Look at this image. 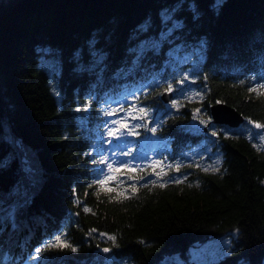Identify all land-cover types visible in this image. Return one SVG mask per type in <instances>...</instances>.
<instances>
[{
	"label": "trees",
	"instance_id": "trees-1",
	"mask_svg": "<svg viewBox=\"0 0 264 264\" xmlns=\"http://www.w3.org/2000/svg\"><path fill=\"white\" fill-rule=\"evenodd\" d=\"M262 78L264 0H0V264H173L229 233L218 264H264V151L209 114L219 101L264 124V96L249 91ZM133 105L151 110L180 171L155 183L148 169L125 172L109 193L93 183L104 112ZM212 131L219 171L185 163ZM57 235L78 251L45 248Z\"/></svg>",
	"mask_w": 264,
	"mask_h": 264
},
{
	"label": "rangeland",
	"instance_id": "rangeland-1",
	"mask_svg": "<svg viewBox=\"0 0 264 264\" xmlns=\"http://www.w3.org/2000/svg\"><path fill=\"white\" fill-rule=\"evenodd\" d=\"M125 115H127V111H122L119 115L110 117L106 130L109 126L116 127V125L111 124L113 119L119 120ZM138 122L139 121H128L130 125ZM147 127L152 128V126L149 125H147ZM141 129L142 132L140 131ZM234 130L242 132L253 144H264V141L259 139V135L264 134L263 129H256L252 124L243 123ZM250 133L255 137L254 139L249 138ZM214 138L215 136H212L210 133L205 141L194 147L190 154L187 155V161L185 163L193 162L195 165L199 164L202 169L208 168V171H213V168L219 169L222 164V156L216 147ZM129 149L131 150V155L124 156L121 154ZM164 149L165 147L154 137L151 131H146L144 127H140L134 130V135H125L120 140H112L107 135L104 155L110 156L117 162H128L133 166H139L140 169H148L151 173L153 169L150 165L153 161H160L164 166V171L168 173L170 169L167 168V165L170 164V162L165 158V154L163 153ZM24 160L26 162L29 160L31 164V154H27ZM139 168H134V170ZM156 171L160 172L161 169L157 167ZM123 177L125 178V173H123ZM167 177V175L157 177L151 174L148 179L159 181L164 178L167 179ZM170 177H175V175L172 173ZM236 237L237 233H229L226 236L205 239L203 242L190 247L183 256L173 255L168 260L173 264H218L230 254L233 241ZM109 263L116 264L111 263L110 260ZM117 264H124V261H119Z\"/></svg>",
	"mask_w": 264,
	"mask_h": 264
},
{
	"label": "snow or ice",
	"instance_id": "snow-or-ice-1",
	"mask_svg": "<svg viewBox=\"0 0 264 264\" xmlns=\"http://www.w3.org/2000/svg\"><path fill=\"white\" fill-rule=\"evenodd\" d=\"M165 19H167V17ZM253 79H255V77H253ZM262 79H264V78H262ZM184 81H188L187 75H185L181 81H178V83L182 84ZM195 82H196L195 80L190 81V83H195ZM173 91H174L173 85L171 83H168L167 88L165 90V93L170 95ZM249 91L251 93H256L258 97L264 96V82H258L254 87H251L249 89ZM179 92L181 95H184L185 89L180 88ZM165 93H162V94H165ZM195 95H197V93L193 92L191 96L187 97V99L191 100L193 98V96H195ZM115 103L119 105V110L125 109V104L123 101L118 100V101H115ZM217 103H219V101ZM91 106H92L91 101H89V103L84 105L83 107H78L76 109V111L77 112H81V111L87 112L91 108ZM171 106L173 108H176L177 110H179V106H180L179 99H172L171 100ZM133 108L135 109L134 111L132 109H128L127 115H125L121 119H119V120L113 119L111 121V124L116 125V127H111V126L108 127V129H107L108 137H110L112 140H120L125 135H128V136L134 135V130L136 128H140V127H144L146 131H151L153 133V135L156 134L157 127L159 125H157V127H152V128L147 127L149 122H155L154 118H152L150 116L151 110L147 107L137 106V105H133ZM119 110H116V109L108 110V111L104 112V115L106 117L117 116V115H119ZM199 111H200L199 109H195L193 111V113H192V119L193 120L198 119ZM137 113H139V115H137ZM129 120L139 121V122L136 124L130 125L128 123ZM199 122H200V124L204 125L205 127L208 126L205 123V121H203V120H200ZM105 123H107V121ZM248 123L252 124L253 127L256 129H264V124L254 122L252 120H249ZM211 135L216 136L217 132L212 131ZM249 138L254 139L255 137L250 133ZM259 139L261 141H264V134H260ZM98 143L100 144V146L97 149H95V151H96V155L99 156V160L97 161L94 159V162L100 164L102 167H100L99 169L96 170L97 175H96V178H95L93 183H94V185H98L100 187V189L103 191H107L109 193L116 192L118 190L119 185L126 183V181L123 178V173L131 172L134 170V168H139V166H133L132 164H130L128 162H117L116 160L112 159L110 156L104 155L103 154L104 153L103 141L101 140ZM254 147H258L260 150H264V144H260V145L254 144ZM121 154L124 156H129V155H131V150L129 149L128 151L122 152ZM191 166L192 165H189V167H191ZM150 167L153 169L151 174L154 176L159 177L161 175H167V172L164 171V166L161 164L160 161H153V163L150 165ZM157 167H159L161 169L160 172L156 171ZM173 167H175L176 171L179 172L181 165L179 163H176L175 165H173V164L167 165V168H169V169H171ZM196 167H200V165L197 164ZM140 170H143V169L141 168ZM202 170L208 171L209 169L204 168ZM212 170L213 171H219L218 168H213ZM128 179L131 180L132 177L129 176ZM144 179L145 178L143 176L139 177V180H144ZM169 180L171 182L177 183V184L182 183V180H180L179 178H175V177H169ZM138 182L139 181H134L130 185H127V187H131V189L133 191H135ZM147 183L148 182L146 181L143 186L147 187ZM152 183H155V181H152ZM167 183H168V181L161 182L160 187H166ZM113 185H115V186H113ZM96 195L99 196L100 191H97ZM84 211L89 212L90 209L85 207ZM91 231H95V229H92ZM100 235L104 236L105 233H100ZM108 239L114 241L115 237L114 236H108ZM44 247L47 248L48 250H56V251H64L65 249H67V250H70L72 253H76L78 251L77 247L72 246L66 240L62 239L61 235H57L55 237L54 241L48 242ZM42 251H43L42 248H37L36 254L32 258L33 259H39ZM102 251L105 253H108L111 250L109 248H104V249H102Z\"/></svg>",
	"mask_w": 264,
	"mask_h": 264
},
{
	"label": "water",
	"instance_id": "water-1",
	"mask_svg": "<svg viewBox=\"0 0 264 264\" xmlns=\"http://www.w3.org/2000/svg\"><path fill=\"white\" fill-rule=\"evenodd\" d=\"M169 96L163 95L162 100L168 101ZM209 113L213 124L226 125L237 128L244 121V117L232 107L223 103H214L209 107Z\"/></svg>",
	"mask_w": 264,
	"mask_h": 264
}]
</instances>
